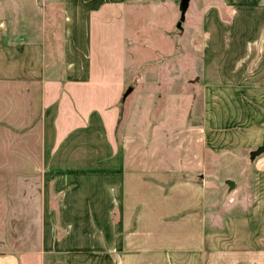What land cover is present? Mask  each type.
<instances>
[{
	"label": "crops",
	"instance_id": "1",
	"mask_svg": "<svg viewBox=\"0 0 264 264\" xmlns=\"http://www.w3.org/2000/svg\"><path fill=\"white\" fill-rule=\"evenodd\" d=\"M131 1L143 0H0V244L10 204L39 180L61 214L85 216L66 230L96 232L60 250L44 238L0 264H264V153L239 179L207 158L264 144V0H225L228 21L195 35L220 67L217 85L204 83L202 125L126 119L119 146Z\"/></svg>",
	"mask_w": 264,
	"mask_h": 264
},
{
	"label": "rangeland",
	"instance_id": "2",
	"mask_svg": "<svg viewBox=\"0 0 264 264\" xmlns=\"http://www.w3.org/2000/svg\"><path fill=\"white\" fill-rule=\"evenodd\" d=\"M180 2L181 0L165 3L159 0H143L128 3V81L124 94L129 88L132 91L121 98L123 114L117 131L120 137L124 134L126 119H130L132 124L139 125L142 122L140 125L147 131H153V127L149 126L151 123L156 126L172 122V128L190 126L191 123L202 125L206 100L208 104L204 83L215 81L217 85L220 67L217 55H212L211 62L205 60L202 47L204 39L198 34L219 28L216 23L219 20L228 21L230 8L225 0H190L182 28L179 29L177 24L181 21ZM224 39V49L225 45L231 50L236 49L238 40L229 35H225ZM224 49L222 52L226 53ZM229 54L233 57L235 52ZM257 59L254 55H246L240 63L255 64ZM214 90L217 91L218 87ZM256 151H209L208 167L212 173L220 174L223 179H239L252 174V160L261 155L255 156ZM53 187L51 183L50 191L44 198L40 180L35 181L28 186L30 192H24L23 196L12 201L6 242L0 244V255L37 249L45 239L49 241L52 250H60L61 241H73L78 235V239L86 241L96 239V232L89 229L66 230L65 222H81L85 216L61 214L60 195L53 191ZM224 189L226 191L227 187ZM119 216L116 209V222L119 221ZM64 246L66 247V243ZM73 247L74 244L70 243L69 248ZM55 264H65L63 254L58 256Z\"/></svg>",
	"mask_w": 264,
	"mask_h": 264
},
{
	"label": "water",
	"instance_id": "3",
	"mask_svg": "<svg viewBox=\"0 0 264 264\" xmlns=\"http://www.w3.org/2000/svg\"><path fill=\"white\" fill-rule=\"evenodd\" d=\"M189 4H190V0H181L180 2V9H181V21L178 22L177 24V27L179 29L182 28L181 24H182V21L185 19V16H186V13L188 11V8H189ZM132 91V88H129L127 90V92L124 94V97H126L130 92ZM264 153V144L261 148H259L256 153L254 154L255 156L256 155H259V154H263ZM255 158V157H254ZM227 184L229 185L230 189H233L235 184L233 181H228Z\"/></svg>",
	"mask_w": 264,
	"mask_h": 264
},
{
	"label": "trees",
	"instance_id": "4",
	"mask_svg": "<svg viewBox=\"0 0 264 264\" xmlns=\"http://www.w3.org/2000/svg\"><path fill=\"white\" fill-rule=\"evenodd\" d=\"M121 101H120V106H119L120 107V115H119L118 124H117V131L119 129L118 127H119V124L121 122L122 114H123V107H122V102ZM117 142H118V145L120 146L122 144V137L117 135Z\"/></svg>",
	"mask_w": 264,
	"mask_h": 264
}]
</instances>
